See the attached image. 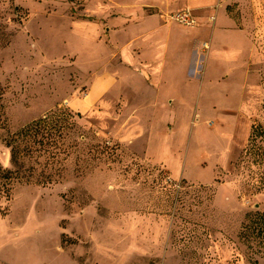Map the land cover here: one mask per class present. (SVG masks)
I'll use <instances>...</instances> for the list:
<instances>
[{"label":"rangeland","instance_id":"374dc122","mask_svg":"<svg viewBox=\"0 0 264 264\" xmlns=\"http://www.w3.org/2000/svg\"><path fill=\"white\" fill-rule=\"evenodd\" d=\"M184 8L196 26L162 17ZM216 13L245 35L240 68L222 79L217 55L233 44L218 38L210 74L189 77L184 35ZM152 16L167 24L154 38H168L160 58L178 74L151 86ZM105 74L117 77L105 102L83 108ZM0 85L4 169L14 168L8 133L45 117L62 126L25 177L0 181V264H264V225L243 236L264 214L262 171L245 153L252 126H264V0H0Z\"/></svg>","mask_w":264,"mask_h":264},{"label":"crops","instance_id":"0c3cea01","mask_svg":"<svg viewBox=\"0 0 264 264\" xmlns=\"http://www.w3.org/2000/svg\"><path fill=\"white\" fill-rule=\"evenodd\" d=\"M191 1V0H190ZM212 2V1H211ZM195 7V5H194ZM210 17H214V20L212 21L211 25L209 26H201L198 28L190 29L187 31V35H184L188 37V40L190 42L189 47V55L188 59L184 64V72L185 74H189V77L194 76H204L207 74H210V68L208 67L209 58L211 55V50L213 46L215 45V41L218 38H224L225 42H231L233 44V47H227V45H223L220 48V51L218 52V59L223 62V65L225 66V71H223L222 79H226L229 76L235 75L237 70L240 68V61L244 58L245 48H244V38L245 35H243V31L239 28H237L236 22L227 17L225 13H223V16L220 19L219 24L217 25L216 21L217 19V13L216 15H211L207 17V20L209 23L211 22ZM156 16L149 17V19H154ZM158 20V18H156ZM146 20L145 22H147ZM158 27L151 28L148 30H145L144 32L146 34H149L148 38L149 40L144 41L146 42L145 45H143L146 48L145 56H144V62H143V72H145L148 75L149 82H146L149 85L154 84L155 76L161 78L159 80H162L164 78V75H167L168 73L172 74H178V71L174 69H166V65L162 63V60L160 58V54L162 51L167 50L169 47V40L167 38L166 41L159 39H155L154 37L157 35L155 31L162 30L161 27L167 25V24H161L158 20ZM145 24V23H144ZM170 25V24H168ZM136 33H140V28H136ZM162 34V31H159ZM158 32V33H159ZM230 35H236L234 36V41L229 40L228 36ZM192 36V38H189ZM202 41V45L204 43L208 44V53L206 56V61L204 64L200 66L198 64V38H204ZM187 39V38H186ZM232 39V38H231ZM137 43V40L134 41L133 45ZM140 44V43H138ZM137 45V44H136ZM216 46V45H215ZM216 47H214L215 49ZM132 52H134V49H131ZM197 51V52H196ZM130 51L129 53V60L133 63V65L136 68L142 67L141 66V57L139 55L134 56V54ZM216 52H214L215 54ZM130 63V62H129ZM130 63V64H132ZM130 64H123L124 67L130 69ZM228 68V69H227ZM175 70V72H174ZM117 77L113 74L110 75H102L98 77L96 80L93 81V83L90 86V89L88 91L87 97L85 100L81 102V106L85 109L93 106L94 104H97L102 101V103L105 102V94H108L111 90L112 86L116 83ZM170 102H172L170 100ZM121 101L117 102V106L120 107L122 104H120Z\"/></svg>","mask_w":264,"mask_h":264},{"label":"trees","instance_id":"16d2710c","mask_svg":"<svg viewBox=\"0 0 264 264\" xmlns=\"http://www.w3.org/2000/svg\"><path fill=\"white\" fill-rule=\"evenodd\" d=\"M3 88L0 85V130L6 128L4 117V104H3ZM45 118L34 120L29 124L25 125L16 132L8 133L6 139H4L6 146L10 149L11 162L13 169H4L0 165V181H10L13 178L20 179L23 173L26 162L28 159L34 156L37 151L48 152L50 146L56 148V142L52 132L53 130L58 131L62 126L53 125L48 126L43 124ZM59 136L61 134L59 133ZM246 156H250L252 163L256 165L262 171V186H264V126L261 124L253 125L249 136V144L245 149ZM32 169V168H30ZM30 174V173H29ZM26 181H30V176H26ZM46 183H51L49 177H45ZM250 223L246 225L243 236L246 237L250 230L251 225H255V229L264 225V214H256L255 218H250ZM257 221V222H256ZM259 229V228H257Z\"/></svg>","mask_w":264,"mask_h":264},{"label":"built area","instance_id":"2783aa9c","mask_svg":"<svg viewBox=\"0 0 264 264\" xmlns=\"http://www.w3.org/2000/svg\"><path fill=\"white\" fill-rule=\"evenodd\" d=\"M167 22H176L186 27H194L197 25V17L189 8L180 9L170 12L162 16ZM213 21L214 17H210ZM204 49H208V44H203Z\"/></svg>","mask_w":264,"mask_h":264}]
</instances>
